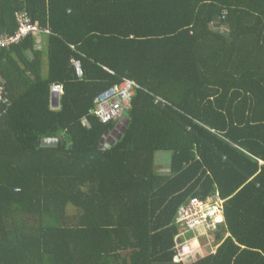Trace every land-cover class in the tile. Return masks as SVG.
I'll return each mask as SVG.
<instances>
[{"label": "trees", "instance_id": "16d2710c", "mask_svg": "<svg viewBox=\"0 0 264 264\" xmlns=\"http://www.w3.org/2000/svg\"><path fill=\"white\" fill-rule=\"evenodd\" d=\"M22 14L38 30L0 49V264H264V0H0V34ZM215 196L221 221L178 220Z\"/></svg>", "mask_w": 264, "mask_h": 264}, {"label": "built area", "instance_id": "2783aa9c", "mask_svg": "<svg viewBox=\"0 0 264 264\" xmlns=\"http://www.w3.org/2000/svg\"><path fill=\"white\" fill-rule=\"evenodd\" d=\"M20 28L15 34H0V49L13 43H17L27 36L31 31L38 30L36 24H32L30 18L25 14L19 16ZM79 76L84 75L82 63L73 60ZM135 82L126 80L121 86L114 87L106 91L97 99V114L103 122L121 117L126 109L130 108L131 97ZM2 89H0V99H2ZM53 93H62L63 86L55 84L52 87ZM225 200L219 196L202 200L198 197L192 198L190 202L183 205L179 211L178 220L194 227L201 223L209 224L211 220L217 222L223 215Z\"/></svg>", "mask_w": 264, "mask_h": 264}, {"label": "water", "instance_id": "95a60500", "mask_svg": "<svg viewBox=\"0 0 264 264\" xmlns=\"http://www.w3.org/2000/svg\"><path fill=\"white\" fill-rule=\"evenodd\" d=\"M55 95L57 96L58 94H55ZM54 101H55V99H54ZM54 105H56V104H54ZM58 142H59V138H57V137H44L42 139V145H44V146H56V145H58Z\"/></svg>", "mask_w": 264, "mask_h": 264}, {"label": "rangeland", "instance_id": "374dc122", "mask_svg": "<svg viewBox=\"0 0 264 264\" xmlns=\"http://www.w3.org/2000/svg\"><path fill=\"white\" fill-rule=\"evenodd\" d=\"M165 155H167V157L169 158V156H168V154L166 153ZM167 160V159H166ZM169 161V159L166 161V162H168ZM203 237H200V240H199V238L198 239H196L195 241V247L192 249V252L191 253H198L199 252V250H200V248H201V245H200V243H201V240L202 239H204V237H205V233L204 234H201ZM188 257H189V254L187 255Z\"/></svg>", "mask_w": 264, "mask_h": 264}, {"label": "clouds", "instance_id": "9594fccd", "mask_svg": "<svg viewBox=\"0 0 264 264\" xmlns=\"http://www.w3.org/2000/svg\"><path fill=\"white\" fill-rule=\"evenodd\" d=\"M53 92V91H52ZM53 94H55V93H53ZM56 94H58V93H56ZM124 116V114L121 116V117H119V118H122ZM221 220L223 219V215H222V217L220 218ZM221 220H219V221H221Z\"/></svg>", "mask_w": 264, "mask_h": 264}]
</instances>
